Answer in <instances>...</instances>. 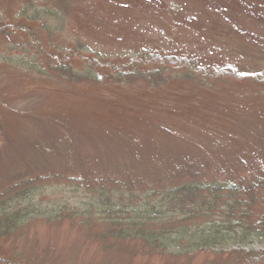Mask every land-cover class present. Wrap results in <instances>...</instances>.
I'll list each match as a JSON object with an SVG mask.
<instances>
[{"label": "rangeland", "instance_id": "rangeland-1", "mask_svg": "<svg viewBox=\"0 0 264 264\" xmlns=\"http://www.w3.org/2000/svg\"><path fill=\"white\" fill-rule=\"evenodd\" d=\"M10 4L0 3V25H23ZM27 12L29 41L45 54L39 44L18 50L22 36H0V194L20 179L48 180H36L31 203L9 205L21 214L16 229L0 230V262L236 264L207 253L143 255L81 203L96 183L138 200L189 172L244 187L264 181V0H35ZM152 53L237 78L153 65L124 80L100 67L101 80L82 77L96 75L89 57L112 67ZM57 54L74 76L59 74Z\"/></svg>", "mask_w": 264, "mask_h": 264}, {"label": "trees", "instance_id": "trees-1", "mask_svg": "<svg viewBox=\"0 0 264 264\" xmlns=\"http://www.w3.org/2000/svg\"><path fill=\"white\" fill-rule=\"evenodd\" d=\"M34 1L27 0L25 7L28 8ZM89 58L92 62L87 66L94 69L96 75L93 77L88 71L82 77L93 80L96 76L99 80L103 77L96 71L99 67L115 71L113 76L124 80L135 77L137 67L147 65L185 69L193 78H237L230 70L209 71L191 65L186 58L178 55L152 53L142 58L133 56L112 67L98 64L94 57ZM58 59L63 64L59 74L63 72L74 76V71L66 65L65 56ZM57 69L54 67L55 71ZM184 172L188 171L180 173ZM194 175L189 172L186 180L173 179L156 187L158 189L143 190L138 194L141 196L138 200L134 199L136 193L133 191L113 186L106 188L96 183L87 187L92 199L81 203V207L103 217L109 236L138 241L143 255L167 254L186 258L207 253L219 258L233 256L236 264H264V181L244 187L239 184L240 180L205 181L194 179ZM36 180H48V177L20 179L0 194L13 195L9 200L8 197L0 198V230L17 228V216L21 213L10 212L14 209L9 205L20 198L31 203L35 192L32 186L37 183ZM81 185L76 181V186ZM28 189V194H23ZM20 192L23 193L19 195ZM116 193L118 199L114 197ZM28 208H31L30 205ZM31 212L45 217L53 214L37 208Z\"/></svg>", "mask_w": 264, "mask_h": 264}, {"label": "flooded vegetation", "instance_id": "flooded-vegetation-1", "mask_svg": "<svg viewBox=\"0 0 264 264\" xmlns=\"http://www.w3.org/2000/svg\"><path fill=\"white\" fill-rule=\"evenodd\" d=\"M16 0H0L5 6H11L10 2H14ZM25 5H27V0H17L18 11L16 13V17L22 19L23 25H11L10 23H3L0 25V36L2 37H12V36H22L24 40L27 41V46L20 47L18 50H23L24 52L29 51L30 42L29 37L31 35L30 29L28 28L29 25V17L25 11ZM8 15V16H6ZM6 17L12 19L13 16L11 13H6ZM29 44V46H28Z\"/></svg>", "mask_w": 264, "mask_h": 264}]
</instances>
